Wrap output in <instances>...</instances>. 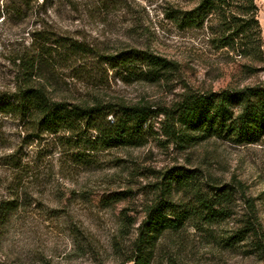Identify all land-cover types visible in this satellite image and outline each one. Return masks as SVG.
<instances>
[{"label":"rangeland","instance_id":"rangeland-1","mask_svg":"<svg viewBox=\"0 0 264 264\" xmlns=\"http://www.w3.org/2000/svg\"><path fill=\"white\" fill-rule=\"evenodd\" d=\"M11 1L0 0V90L15 86L9 52L29 45L39 24L103 54L134 48L175 64L150 83L88 57L71 68L82 66V75L67 69L52 76L57 99L170 113L188 95L264 84V0H255L261 46L252 50L223 47L230 32L213 17L199 27L172 21L198 0H39L44 22L5 17ZM149 125L142 147L103 151L83 165L56 137L31 143L23 124L0 122V264H128L150 210L164 201L190 217L180 230L147 239L150 264H264V138L237 147L203 140L165 115ZM179 172H194L199 181L167 192L166 175ZM199 198L224 216L206 217Z\"/></svg>","mask_w":264,"mask_h":264},{"label":"trees","instance_id":"trees-1","mask_svg":"<svg viewBox=\"0 0 264 264\" xmlns=\"http://www.w3.org/2000/svg\"><path fill=\"white\" fill-rule=\"evenodd\" d=\"M41 6L39 0H13L3 5V11L5 17L22 22H44L38 11ZM257 11L255 0H198L194 9L174 12L171 19L180 26L199 27L213 17L224 32H230L229 37L221 39L223 47L236 44L252 50L261 46ZM39 27L28 33L29 45L9 52V61L16 69L15 86L13 90H0V122L23 124L32 138L31 143L44 136L56 137L76 164L86 165L93 163L94 156L103 151L145 145L151 131L149 122L157 115L176 119L181 127L203 140L217 138L243 147L264 138V84L214 94L188 95L170 113L155 112L145 105L57 99L52 94L57 91L52 76L60 75L61 71L71 69L88 57L96 61L97 67L106 66L124 74L128 80L150 83L174 71L175 64L134 48L103 54L85 42L52 32L41 24ZM71 70L82 75V66ZM11 164L15 170L22 169L21 160H12ZM165 180V189L170 193L176 186L191 187L199 178L194 172H179L166 175ZM199 199V207L206 217L219 219L224 216L214 209L209 199ZM166 210L175 219H168L164 215ZM3 211L2 217H8L11 204ZM189 217L187 212H177L172 202L158 203L150 210L147 226L140 231V244L127 263L150 264L145 247L149 244L147 239H155L163 230H180Z\"/></svg>","mask_w":264,"mask_h":264}]
</instances>
